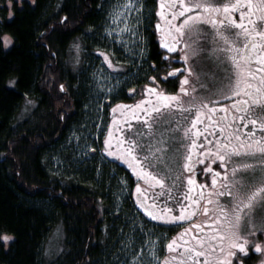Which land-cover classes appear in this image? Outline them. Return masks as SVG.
Returning a JSON list of instances; mask_svg holds the SVG:
<instances>
[{"label": "snow or ice", "instance_id": "6c2138e0", "mask_svg": "<svg viewBox=\"0 0 264 264\" xmlns=\"http://www.w3.org/2000/svg\"><path fill=\"white\" fill-rule=\"evenodd\" d=\"M16 2L8 0V5ZM158 5L155 29L162 61L179 64L163 80L179 77V90L153 86L157 75L148 77L142 99L113 106L102 151L123 160L148 185L137 183L134 193L146 216L189 223L202 212L204 219L169 240L162 260L151 242L149 251L133 252L125 264H246L253 251L261 257L258 264H264V240L254 239L264 234V218L254 212L264 208V0H158ZM143 7L144 0H115L105 16L107 36L118 38L116 33L129 30L138 35L133 21L139 23ZM65 20L61 17V23ZM3 39L5 46L12 42L7 35ZM73 47L79 53L81 46ZM101 55L108 68L117 67ZM202 56L223 74L214 77L215 86L201 82L194 70ZM128 91L135 95L134 89ZM173 163L179 166L174 176ZM209 175L210 185L204 182ZM149 190L152 195L146 194ZM62 235L57 224L45 255L60 252ZM12 239L0 234L4 242Z\"/></svg>", "mask_w": 264, "mask_h": 264}, {"label": "trees", "instance_id": "16d2710c", "mask_svg": "<svg viewBox=\"0 0 264 264\" xmlns=\"http://www.w3.org/2000/svg\"><path fill=\"white\" fill-rule=\"evenodd\" d=\"M108 1L28 0L7 8L8 1L0 0V234L13 237L0 240V264H119L125 258L120 251V256L112 255L115 243L127 235L118 232L126 220L116 223L108 210L110 198L116 205L119 193L113 199L107 193L97 165L85 160L70 164L89 99L85 72L76 68L84 67L86 53L101 43ZM68 23L70 32H64ZM81 32H90L89 39ZM5 35L12 40L7 47ZM75 44L81 46L80 54L73 51ZM26 100L33 103L26 105ZM63 102L70 104L65 112L80 114L57 137ZM55 159L69 164L67 176L56 171ZM99 205L108 206L103 218ZM57 224H62V249L48 262L42 257L43 241Z\"/></svg>", "mask_w": 264, "mask_h": 264}, {"label": "flooded vegetation", "instance_id": "af4514ba", "mask_svg": "<svg viewBox=\"0 0 264 264\" xmlns=\"http://www.w3.org/2000/svg\"><path fill=\"white\" fill-rule=\"evenodd\" d=\"M28 1V0H23ZM30 1V0H29ZM103 2V0H102ZM17 4L20 3V0H17ZM101 3V2H100ZM5 6L7 8H11L12 6L8 5V2L5 3ZM158 0H144V12L143 15L145 17L143 18L142 27L140 29L139 27V39L142 43V54L144 55V58L142 60L136 59V45H134L130 50V55H119L117 60L114 61V64L117 65L114 70L109 71L106 70L108 74H114V77L117 81V85L114 87L113 91L111 92L110 96H108L105 100L102 101V105L100 108V112L97 113L95 116L97 120H93L92 122L89 121L87 118L85 119L86 112L82 113L84 115V121L82 122L80 128H79V135L77 137L78 144L81 142V144H88L90 146V150L87 153V156L85 157L86 163L90 164L93 163L97 165L98 167V175L100 177H106L103 178V182H106V185L104 188L107 190L108 194H111L112 199L113 196L117 197V193L121 196L120 199H113L117 202L116 205H112L111 198H110V206L108 208V204L105 205H99L98 209L100 211L101 218L105 216V209H110V213L112 214L113 218L115 219L116 223L118 222H126L128 223L127 226L123 227L122 231L116 228V231L121 232L124 235L130 234L131 243L134 245H137L139 242L145 238V236H153L154 238L158 239V256L162 260L163 257L168 253L167 250V243L169 240H171L174 236L179 233L182 228L189 227V223H195L202 221L204 219V215L201 212L200 216L195 217L192 221L189 223L184 222H176L174 224H168L164 223L162 221H154L150 217L146 216L143 210L139 207V205L136 204V195L135 189L136 184L140 183L142 188H147L148 185L144 183L142 180H138L137 175L135 172H133L132 168L128 167V164L125 163L123 160H120L114 156H108L106 152L102 151L104 144V138L107 135V127L109 124L112 123V108L117 103H123V104H133L137 100H140L144 97V86L145 84L149 83L148 77H151L153 75H157V81L152 82L153 86L159 85L160 88H163L164 90L168 92H178L180 83H179V77H177L175 80L169 79L167 82L163 80V76H165L168 72H170L172 67H178L179 64H169L168 62L162 61V57L164 55V52L160 48L159 44V34L156 32L155 24L159 17L155 15L156 10L158 9ZM10 12V11H9ZM238 18V13L235 14ZM65 17V16H63ZM53 29V28H51ZM69 23L67 26V29L64 32H70ZM54 31L51 30V33ZM82 33V32H81ZM82 34H85L88 39L90 36V32L86 33L83 32ZM98 45V46H97ZM94 46V50L97 53L101 51L100 44H97ZM92 51V50H91ZM90 51V52H91ZM99 57V55H97ZM203 60L205 59L204 56L199 57ZM197 58L195 60V71L197 70ZM205 61V60H204ZM152 66H155V72L152 70ZM204 75L200 74L201 81L206 82L204 80ZM194 79V78H191ZM129 89H134L135 95H130ZM199 91V89H197ZM69 101V99L67 100ZM66 105H70L69 102H63V108L60 112V115L58 116L61 130L58 131L56 134L58 137V134L61 133L64 129V125H69L71 123H74L73 115L79 116V112L76 114L74 109H71V112H68L64 109ZM24 112V108L21 109V113ZM57 114V113H56ZM117 116L120 114L117 113ZM194 115V113H193ZM63 117V118H62ZM133 126L135 127L137 125L136 121H130ZM88 123H90L88 125ZM124 125H121V128H123ZM198 127H200L198 125ZM146 131V129H145ZM84 133H89V136L86 137ZM114 135L119 136L120 133H114ZM179 135L182 136V133H179ZM145 141H147V137L144 138ZM55 138L53 139V141ZM71 147L72 145H68ZM113 147H115L113 145ZM175 148H180L179 143L174 145ZM93 149H99L97 151H93ZM183 148H180V156L183 155ZM143 155V154H142ZM158 155V153H157ZM179 158V157H178ZM182 163V160H181ZM171 167L174 169L173 176L175 175V169H177L179 166L175 163L171 165ZM149 171H153V169H149ZM100 178V179H102ZM199 180L203 181V175L199 177ZM102 181V180H101ZM211 184V177L209 175V178L207 181H204ZM186 183V181H184ZM158 190V189H157ZM183 190V189H181ZM147 195H152L151 190H149ZM98 203H102L101 198L98 200ZM116 206V208H115ZM178 214V213H177ZM179 225V226H177ZM132 227V228H131ZM140 228L137 231H135V228ZM105 235L106 228L104 229ZM262 239L264 240V234H259ZM126 240V238L123 240V242ZM125 243V242H124ZM122 239L119 241L118 245L121 246ZM250 247H254V245H250ZM122 252L121 256H128L126 255L125 250L122 248H119V250ZM261 259L259 254H256L254 251L251 252L250 256L246 259V264H258V261Z\"/></svg>", "mask_w": 264, "mask_h": 264}, {"label": "rangeland", "instance_id": "374dc122", "mask_svg": "<svg viewBox=\"0 0 264 264\" xmlns=\"http://www.w3.org/2000/svg\"><path fill=\"white\" fill-rule=\"evenodd\" d=\"M8 1V0H7ZM115 3V0H109L107 3L104 4L103 9H104V13H103V17H102V23L100 26V35H101V51H99L98 53L96 51H93L94 49H92L91 52H87V59L88 62L87 64L84 63L82 64V68H80V65L77 66L76 69H80L81 72H85V76H86V80H87V84H88V92H87V97H89L88 100H86V104L87 107L84 106V112H86L85 115V119L87 118L88 120H90V118L93 120H97L96 118V114L100 112V108L102 105V101L105 100L108 96H110L111 92L113 91L114 87L118 84L114 74H108L106 72V70L112 71L115 69L114 68H108L107 63L104 62L103 56L101 55V52H104L105 54H107L109 56V59L113 61L117 60L119 55H130L131 54V48L136 45V47L138 46V43L140 42L139 39V25H141V22L143 23V16H140L139 18V23L137 24L135 21H133L134 25L137 28L138 31V35H134L132 31H126V32H118L115 34L116 37L118 38H113V37H109L107 36V34L104 31V24H105V16H106V12L109 8H111V6ZM142 12H144V7L142 9ZM129 15H135L134 13H129ZM118 23V22H117ZM113 27H116V24H112ZM119 27L122 29L124 28V25L122 23L119 24ZM2 43L5 46V42L4 39L2 38ZM97 45V44H96ZM98 46V45H97ZM73 51L76 54H80L77 53V50L75 48H73ZM140 53L142 54L140 48H136L135 50V54L140 55ZM99 55V57L97 56ZM86 59V60H87ZM205 60V61H204ZM199 58L197 60V71L198 73H200L202 75V73L204 75H208V76H204V80H206V82L209 85L215 86L214 85V77H220L223 74L221 72H219V70L215 67L214 63L212 60L207 59L205 57V59ZM77 61V59L73 62V64H75ZM196 63V62H195ZM80 72V73H81ZM96 73V76L93 75V73ZM97 77H99V80H97ZM202 82V81H201ZM101 85H104L103 87H101ZM21 114V113H20ZM24 114V113H23ZM87 136H89V133H84ZM75 142L72 146V154L73 152H75V157L73 159V161L70 163L71 165H77L78 162L80 161H84L85 157L87 156V153L90 150V146L88 144L84 145L81 144V142H79L78 144V140H76V137H74ZM85 151V152H83ZM184 153V149L183 152ZM76 162V163H73ZM65 164H67V162H63V160H56L54 161V167L56 168V171L63 173L65 175V171H66V167ZM81 164V163H80ZM67 167L69 168V164H67ZM67 176V175H65ZM120 197H118V199H120ZM254 212L256 213V218L260 219V218H264V208H256L254 209ZM55 228H52L51 231L48 233V235L44 238L43 241V246H42V254H43V260H46L48 262H51L58 254L56 251H52L51 255H45L44 254V247L47 246L48 244V237L52 234L53 230ZM108 235V234H107ZM106 235V236H107ZM128 235L125 236L126 240L124 244H121L122 248L125 250V252L128 253V256H125V258H121L120 259V263L119 264H125L126 261H129L131 259V254L133 252H147L150 250V244L151 242H156V244L158 245V239L154 238L153 236H145V238H143V240L141 242H139L137 245L134 244H128L129 240ZM62 239V238H61ZM254 239H259V240H263L262 237L258 234V237L254 238ZM147 242V243H146ZM125 245H128V247L126 248ZM143 245V247H141ZM121 246L119 247L118 242L115 243V251L112 252L113 256H120L117 252V250H119V248H121ZM60 248L62 249V243L60 244ZM114 248V245H113ZM61 251V250H60ZM121 254V252H120ZM47 263V262H46Z\"/></svg>", "mask_w": 264, "mask_h": 264}]
</instances>
